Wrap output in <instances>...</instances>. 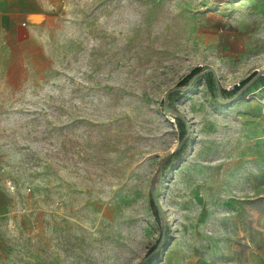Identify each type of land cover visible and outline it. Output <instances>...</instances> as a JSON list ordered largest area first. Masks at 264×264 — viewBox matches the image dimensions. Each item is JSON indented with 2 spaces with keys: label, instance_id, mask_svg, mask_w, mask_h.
<instances>
[{
  "label": "rangeland",
  "instance_id": "obj_1",
  "mask_svg": "<svg viewBox=\"0 0 264 264\" xmlns=\"http://www.w3.org/2000/svg\"><path fill=\"white\" fill-rule=\"evenodd\" d=\"M48 63L0 88V251L8 264H264V0H62ZM244 96L219 102L207 77ZM261 71V72H260ZM154 188V189H153ZM2 244V245H1Z\"/></svg>",
  "mask_w": 264,
  "mask_h": 264
},
{
  "label": "crops",
  "instance_id": "obj_2",
  "mask_svg": "<svg viewBox=\"0 0 264 264\" xmlns=\"http://www.w3.org/2000/svg\"><path fill=\"white\" fill-rule=\"evenodd\" d=\"M62 0H0V88L19 89L48 63L43 32ZM5 197V193H0ZM8 203L0 220L10 217ZM2 245V244H1ZM0 251V264L6 263Z\"/></svg>",
  "mask_w": 264,
  "mask_h": 264
},
{
  "label": "trees",
  "instance_id": "obj_3",
  "mask_svg": "<svg viewBox=\"0 0 264 264\" xmlns=\"http://www.w3.org/2000/svg\"><path fill=\"white\" fill-rule=\"evenodd\" d=\"M216 3H222L226 0H213ZM207 77V79L211 82L210 86H214L212 89L213 95L216 99V101L224 102L227 100H230L233 97H239L244 96L247 91L248 87L251 86L256 80L259 79L258 71H253L251 74H249L244 79L240 80L238 83L233 84L229 88L222 87L219 82L216 79L214 71L206 66L199 65L194 68H192L186 75L183 77L177 86L171 88L167 93V99H165L163 107L164 109L168 110L174 117L175 125L177 127L178 131V137H179V144L177 148L172 151L171 153L167 154L163 160L160 162L158 169L155 172V175L151 179V184H157L164 174V169L166 167V164L172 157L180 156L187 146L188 141V129H187V123L184 119V117L172 106L170 103L169 98L170 96L177 95L181 90L186 88L187 86L193 84L196 80L200 78ZM154 189V188H153ZM149 208L156 219V223L158 225L159 229V241L158 244H154L147 252L146 257L139 263V264H145L149 262L159 251L162 242H164L169 234V228L166 225V222L163 219V216L161 214V211L159 209V206L156 202V200L153 197V194H151L149 198ZM149 260V261H148Z\"/></svg>",
  "mask_w": 264,
  "mask_h": 264
},
{
  "label": "water",
  "instance_id": "obj_4",
  "mask_svg": "<svg viewBox=\"0 0 264 264\" xmlns=\"http://www.w3.org/2000/svg\"><path fill=\"white\" fill-rule=\"evenodd\" d=\"M260 72H261V71H260ZM155 195H156V191H154V193H153V197H154V199L156 200Z\"/></svg>",
  "mask_w": 264,
  "mask_h": 264
}]
</instances>
